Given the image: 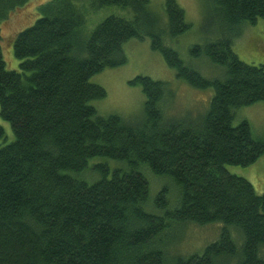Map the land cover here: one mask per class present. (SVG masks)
Returning a JSON list of instances; mask_svg holds the SVG:
<instances>
[{
	"label": "trees",
	"instance_id": "obj_1",
	"mask_svg": "<svg viewBox=\"0 0 264 264\" xmlns=\"http://www.w3.org/2000/svg\"><path fill=\"white\" fill-rule=\"evenodd\" d=\"M25 1L0 0V18ZM211 2L216 38L189 51L210 59L213 77L165 42L189 27L176 0L163 2L165 26L150 0H49L13 40L17 69L0 46V116L14 133L3 143L0 125V264H264V189L226 168L264 153L249 121L234 123L236 109L264 101V65L233 49L264 17V0ZM104 6L128 11L87 26L88 11ZM146 36L176 76L213 89L205 111L167 114V82L147 75L129 81L144 95L138 117L97 111L106 91L91 76ZM151 175L174 191L164 183L150 197ZM214 222L219 237L201 252L173 250L188 225Z\"/></svg>",
	"mask_w": 264,
	"mask_h": 264
},
{
	"label": "rangeland",
	"instance_id": "obj_2",
	"mask_svg": "<svg viewBox=\"0 0 264 264\" xmlns=\"http://www.w3.org/2000/svg\"><path fill=\"white\" fill-rule=\"evenodd\" d=\"M184 9L185 21L189 27L174 39L166 40L175 49L183 62L199 71L206 77L219 74V70L205 55H192L189 51L193 45L203 46L215 39L217 32L209 23L211 0H176ZM164 0H150V7L160 19V25L165 26L166 15L163 9ZM49 0H26L7 11L5 17L0 18V46L7 68H18L19 59L14 56L12 44L17 32L32 24L39 16V8ZM89 8V7H88ZM127 9L116 6H104L98 10L90 9L86 24L92 28L105 16L126 14ZM233 49L240 59L247 63L264 65V17L257 19L253 25H244L240 35L235 38ZM126 60L117 66L107 67L91 76V81L101 85L106 95L94 99L92 104L102 115L119 113L124 116L138 117L143 108L144 95L141 88L129 81L137 75H147L153 79L166 81L172 95L164 102L166 113L175 116H194L205 111L213 94L212 88H198L186 80L176 76L175 70L169 67L161 53L153 50L148 36L143 39L131 38L123 44ZM247 119L251 125L253 135L264 140V101H258L236 109L234 123ZM0 125L4 129L3 143L14 139V133L8 121L0 116ZM226 168L237 175L248 179L255 191L261 193L264 189V153L248 166L226 165ZM152 178V179H151ZM150 197L167 183L174 191L173 185L164 178L154 175L150 177ZM172 193V192H171ZM223 224L214 222L208 225H188L181 232V238H176L173 250L181 255L191 252H201L203 247L219 237ZM181 251V252H180ZM188 252L184 254V252Z\"/></svg>",
	"mask_w": 264,
	"mask_h": 264
}]
</instances>
